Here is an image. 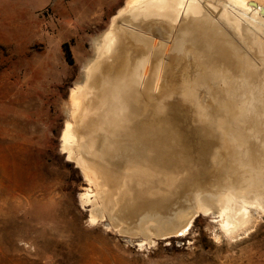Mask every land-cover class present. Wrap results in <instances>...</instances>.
I'll return each instance as SVG.
<instances>
[{
    "label": "bare ground",
    "instance_id": "6f19581e",
    "mask_svg": "<svg viewBox=\"0 0 264 264\" xmlns=\"http://www.w3.org/2000/svg\"><path fill=\"white\" fill-rule=\"evenodd\" d=\"M91 53L61 137L96 188L85 203L160 240L200 215L228 237L264 216V0H127Z\"/></svg>",
    "mask_w": 264,
    "mask_h": 264
},
{
    "label": "rangeland",
    "instance_id": "374dc122",
    "mask_svg": "<svg viewBox=\"0 0 264 264\" xmlns=\"http://www.w3.org/2000/svg\"><path fill=\"white\" fill-rule=\"evenodd\" d=\"M126 1L0 0V264H264L261 214L235 236L200 215L182 237L160 240L125 234L132 224L81 199L97 191L62 150L65 111L92 40ZM186 104L177 123L191 130Z\"/></svg>",
    "mask_w": 264,
    "mask_h": 264
},
{
    "label": "trees",
    "instance_id": "16d2710c",
    "mask_svg": "<svg viewBox=\"0 0 264 264\" xmlns=\"http://www.w3.org/2000/svg\"><path fill=\"white\" fill-rule=\"evenodd\" d=\"M66 49V48H65ZM66 52L68 53V50L66 49Z\"/></svg>",
    "mask_w": 264,
    "mask_h": 264
},
{
    "label": "water",
    "instance_id": "95a60500",
    "mask_svg": "<svg viewBox=\"0 0 264 264\" xmlns=\"http://www.w3.org/2000/svg\"><path fill=\"white\" fill-rule=\"evenodd\" d=\"M169 235H170V237H171L172 234H169ZM171 238H173V237H171Z\"/></svg>",
    "mask_w": 264,
    "mask_h": 264
}]
</instances>
